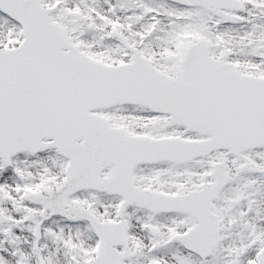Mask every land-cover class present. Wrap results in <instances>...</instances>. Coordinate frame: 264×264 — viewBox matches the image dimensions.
<instances>
[{
  "label": "snow or ice",
  "instance_id": "snow-or-ice-1",
  "mask_svg": "<svg viewBox=\"0 0 264 264\" xmlns=\"http://www.w3.org/2000/svg\"><path fill=\"white\" fill-rule=\"evenodd\" d=\"M0 264H264V0H0Z\"/></svg>",
  "mask_w": 264,
  "mask_h": 264
}]
</instances>
